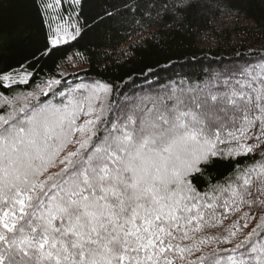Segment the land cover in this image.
Instances as JSON below:
<instances>
[{"label": "snow or ice", "instance_id": "6c2138e0", "mask_svg": "<svg viewBox=\"0 0 264 264\" xmlns=\"http://www.w3.org/2000/svg\"><path fill=\"white\" fill-rule=\"evenodd\" d=\"M84 2L55 34L43 21L41 55L81 36ZM162 7L179 18L194 0ZM30 79L0 69L10 92ZM60 84L0 94V264H264V57L125 103L108 83ZM214 244L233 245L226 260Z\"/></svg>", "mask_w": 264, "mask_h": 264}, {"label": "trees", "instance_id": "16d2710c", "mask_svg": "<svg viewBox=\"0 0 264 264\" xmlns=\"http://www.w3.org/2000/svg\"><path fill=\"white\" fill-rule=\"evenodd\" d=\"M165 2L171 5L173 0H85L83 9H77L84 25L81 36L41 55L48 43L46 18L54 17L52 29L61 20L57 12L76 22L70 0H63L56 11L49 9V17L41 11V0H0V69L26 68L31 73L28 84L13 85L14 92L0 87V94H26L51 79L61 80L58 89L64 91L84 82H101L113 87L115 104L129 96L155 94L171 83H201L264 57V0H194V7L179 18L163 9ZM107 11L114 15L108 17ZM71 59L81 67L69 70ZM49 94L42 100H49ZM252 162L246 159L241 166ZM230 175L231 169L224 167L212 179L224 183ZM234 219L230 215L210 233L226 235L225 228ZM214 247L226 260L225 249L233 245L214 244L204 251Z\"/></svg>", "mask_w": 264, "mask_h": 264}, {"label": "rangeland", "instance_id": "374dc122", "mask_svg": "<svg viewBox=\"0 0 264 264\" xmlns=\"http://www.w3.org/2000/svg\"><path fill=\"white\" fill-rule=\"evenodd\" d=\"M70 23H75L73 20H71L70 21ZM57 24H62V25H64V26H67L66 24H64V22L63 21H61V20H59V22H56V24L53 26V34H55V32H54V30H55V28H56V25ZM71 28H69V31L71 32ZM61 35H63V33H61ZM70 41V40H69ZM63 42H61V44H62ZM69 64H70V67H69V70L70 69H72L73 68V70L74 69H78L79 67H81V65L75 60V59H71L70 61H69ZM21 72H23V71H21ZM30 73V72H29ZM31 74V73H30ZM95 82H84V83H80V85L81 84H84V85H92V84H94ZM184 84H182V83H178V84H173V83H171V84H168V86H167V88H171V87H181V86H183ZM77 86V85H76ZM76 86H72V87H76ZM43 87V86H42ZM164 90V88L162 87V88H160V89H158V90H156L155 92H160V91H163ZM154 94V93H153ZM50 95V94H49ZM144 96H146V95H144ZM138 98H140V96L139 95H133V96H129L128 98H126L122 103H125V102H132V101H135V100H137ZM42 99V98H41Z\"/></svg>", "mask_w": 264, "mask_h": 264}]
</instances>
